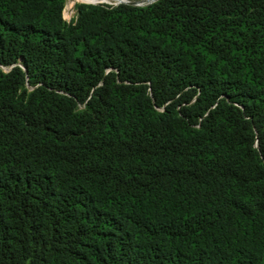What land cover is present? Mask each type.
<instances>
[{"label":"trees","instance_id":"1","mask_svg":"<svg viewBox=\"0 0 264 264\" xmlns=\"http://www.w3.org/2000/svg\"><path fill=\"white\" fill-rule=\"evenodd\" d=\"M0 0V264H264V0Z\"/></svg>","mask_w":264,"mask_h":264},{"label":"rangeland","instance_id":"2","mask_svg":"<svg viewBox=\"0 0 264 264\" xmlns=\"http://www.w3.org/2000/svg\"><path fill=\"white\" fill-rule=\"evenodd\" d=\"M129 3L138 2L139 0H126ZM77 4H91V5H97L100 3H87L82 1H74V0H66L65 8H64V18L66 21H69L71 18L75 15V6ZM101 4H107V3H101ZM108 5V4H107ZM110 5V4H109Z\"/></svg>","mask_w":264,"mask_h":264},{"label":"built area","instance_id":"3","mask_svg":"<svg viewBox=\"0 0 264 264\" xmlns=\"http://www.w3.org/2000/svg\"><path fill=\"white\" fill-rule=\"evenodd\" d=\"M155 1L156 0H139L138 2L129 3L126 0H107L105 2H98V3H100V4L101 3H107L108 6H117L119 4H127V5L136 6V7H142V6H146V5H149L151 3H154ZM107 4H104V5H107ZM63 17H64V11H63Z\"/></svg>","mask_w":264,"mask_h":264},{"label":"bare ground","instance_id":"4","mask_svg":"<svg viewBox=\"0 0 264 264\" xmlns=\"http://www.w3.org/2000/svg\"><path fill=\"white\" fill-rule=\"evenodd\" d=\"M74 1H82V2H87V3H98V2H105L107 0H74Z\"/></svg>","mask_w":264,"mask_h":264}]
</instances>
